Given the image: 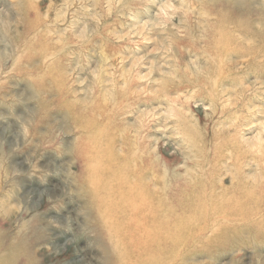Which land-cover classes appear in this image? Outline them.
<instances>
[{
    "label": "rangeland",
    "instance_id": "1",
    "mask_svg": "<svg viewBox=\"0 0 264 264\" xmlns=\"http://www.w3.org/2000/svg\"><path fill=\"white\" fill-rule=\"evenodd\" d=\"M229 9L255 32L234 33L236 42L260 50L264 0H0L3 249L23 222L42 216L43 253L55 252L63 264H102L100 248L83 231V134L72 104L100 98L112 106L114 122L137 147V163L162 159L177 185L202 178L217 131L238 135L250 152L246 177L261 179L264 47L257 57L222 56L225 78L210 73L217 65L211 26ZM229 157L226 151L221 160L228 187ZM145 175L154 180V169ZM217 212L185 227L172 264H264V206L247 219Z\"/></svg>",
    "mask_w": 264,
    "mask_h": 264
},
{
    "label": "bare ground",
    "instance_id": "2",
    "mask_svg": "<svg viewBox=\"0 0 264 264\" xmlns=\"http://www.w3.org/2000/svg\"><path fill=\"white\" fill-rule=\"evenodd\" d=\"M218 17L220 24L211 26L209 50L218 66L210 73L221 78L226 73L220 64L222 56L237 51L257 57L264 38H260V50L240 46L234 33L251 38L255 32L230 9L220 10ZM71 108L83 134L78 149V182L87 202L86 208L80 209L86 221L83 231L100 248L102 264H172L176 249L185 241V227L204 213L218 211L230 220L247 219L264 206V149L259 146L256 150V160L263 165L262 177L249 179L244 164L250 152L236 133L217 131L210 154L213 160L201 165L202 178L181 186L162 170V159L150 166L137 163V147L114 122L112 106L98 98L85 107L72 104ZM226 151L231 154L234 178L229 187L221 176ZM162 153L159 149L161 158ZM151 168L154 180L145 175ZM45 225L42 216L23 222L5 249L0 243V264H63L55 252L43 253L48 241L42 234Z\"/></svg>",
    "mask_w": 264,
    "mask_h": 264
}]
</instances>
